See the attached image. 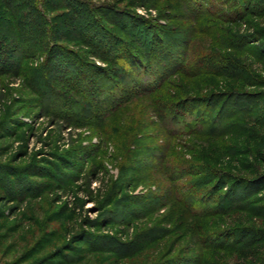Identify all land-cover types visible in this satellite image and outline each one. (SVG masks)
I'll return each instance as SVG.
<instances>
[{
  "label": "rangeland",
  "instance_id": "obj_1",
  "mask_svg": "<svg viewBox=\"0 0 264 264\" xmlns=\"http://www.w3.org/2000/svg\"><path fill=\"white\" fill-rule=\"evenodd\" d=\"M78 1L109 50L64 27L73 65L0 59V264H264V0Z\"/></svg>",
  "mask_w": 264,
  "mask_h": 264
},
{
  "label": "trees",
  "instance_id": "obj_2",
  "mask_svg": "<svg viewBox=\"0 0 264 264\" xmlns=\"http://www.w3.org/2000/svg\"><path fill=\"white\" fill-rule=\"evenodd\" d=\"M253 1V0H252ZM65 3L68 4L65 5ZM248 4V3H247ZM66 6L67 8L71 9V12L73 13V18L68 17L69 20L66 22H59L60 20V14L51 16V12H55L60 7ZM85 4L79 2L78 0H0V59L4 58L5 55H11L13 53H16L15 55H18V58L27 59L32 55H36L40 53V51H46L47 57L49 59L48 68L52 69L53 66H65L73 65V59L64 53H60V51H64L65 49H62L63 47L61 45H58L55 40L57 38H64L66 37L65 31H63V28H69V34L72 32L74 36H76L79 39V36L84 39L88 40L91 39V44H94L98 49L102 50H109V46L105 44L106 39H115L114 32L107 28L106 25H103L104 23L101 22V19L98 15H95L93 10H90L87 6L85 8ZM250 5L247 7L245 5V8H241L242 13L250 9ZM110 8V7H109ZM245 9V10H244ZM85 10V11H84ZM98 10V9H97ZM113 12H110L109 10L106 11L107 13L110 12L111 14L116 12L120 16V20L126 19L128 21V16H130L129 12L124 13L122 9H111ZM105 13V14H107ZM86 14L85 18L83 15ZM108 13V15H111ZM76 18V19H75ZM79 18H84L83 22H79ZM123 24V23H122ZM127 22H124V27H126ZM132 23L128 21L127 26L131 28ZM88 27L89 30L88 31ZM126 27V30L129 28ZM137 30L138 38L142 39L144 38L145 33L143 32L142 27L138 26L135 28ZM11 36L10 38H8ZM7 40L6 44L5 41ZM124 42V41H123ZM122 42V43H123ZM146 44V42H145ZM126 43L124 42L121 46L125 47ZM120 45H116L113 49L115 50L116 55L120 58L119 59V65L126 67V69H129L131 74H127L125 77V80L127 79V82H132V80L135 78L140 83H143L142 77L137 78V70L142 71L141 69L137 68V63L133 62L134 55L133 51L128 48H122ZM155 51H158L161 49L163 54L157 53V57L153 56L160 64L166 62L165 68L168 73L172 72L171 70H177L179 69L178 66H181V63L185 67V64H188V59L181 58V55H177L175 53L170 54L169 57L170 60H167L166 50L165 52L162 50V47L153 46ZM165 48V47H164ZM170 49H172L170 47ZM123 50V51H122ZM9 53V54H8ZM177 53H179L177 51ZM3 54V56H2ZM166 54V55H164ZM9 56H6V59L4 62H7ZM132 58V59H131ZM60 59V61H58ZM57 60V61H56ZM201 64L203 67H200L199 70H204L209 68H213L214 70L217 67L223 66V63L217 61L216 59H213L209 57L207 54L200 55L199 57H196L194 60L191 61V66H194V64ZM65 64V65H64ZM226 65L227 69L233 65L227 63ZM218 65V66H217ZM140 66V65H139ZM196 66V65H195ZM214 66H216L214 68ZM225 66V65H224ZM79 68V65L76 66ZM176 67V68H175ZM146 68V66H144ZM188 68V67H187ZM171 69V70H170ZM58 71V70H57ZM61 72H59L60 74ZM216 73V72H215ZM145 75L144 73H142ZM142 81V82H141ZM146 87L149 86L148 83L145 85ZM118 91V90H117ZM131 91V90H130ZM114 92V93H113ZM116 91H111L108 94V97L110 95H115ZM129 92V91H127ZM119 94V93H117ZM222 95L214 97L217 102L219 98H221ZM214 102V101H212ZM216 104V103H215ZM173 107H176L175 104H171ZM218 106V104H217ZM222 105H220L221 107ZM208 118V117H207ZM206 119V118H205ZM210 123L209 131H214L218 124V120H214L212 123ZM205 127L204 130L208 131ZM213 176V175H212ZM229 207H233V205H230ZM217 209V208H214ZM248 239V242L250 241V237H243L241 240ZM262 264V263H260Z\"/></svg>",
  "mask_w": 264,
  "mask_h": 264
}]
</instances>
